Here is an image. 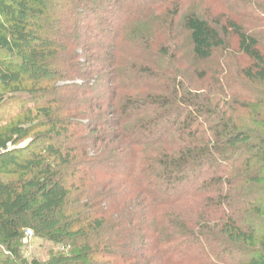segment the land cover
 <instances>
[{
    "label": "trees",
    "instance_id": "16d2710c",
    "mask_svg": "<svg viewBox=\"0 0 264 264\" xmlns=\"http://www.w3.org/2000/svg\"><path fill=\"white\" fill-rule=\"evenodd\" d=\"M46 1L0 0V114L12 107L11 112L24 117L15 122L9 118V124L0 128V259L10 264H29L23 257L24 231L31 229L38 239L57 248L49 252L44 264H142L145 259L143 254L137 257L139 251L150 245L148 253L164 264H193L190 258L182 257L197 253L195 244L214 255L205 259L206 264H264L261 42L228 22V30L238 39L239 53L253 65L239 73L241 80L261 87L258 100L249 95L244 98L243 107L253 108L251 120L246 123L212 104L214 98L210 95L215 91L224 101L229 99L222 103L229 108L234 89L243 87L241 82L229 81L226 64L224 70L228 73L215 80V88L209 87V97L201 98V102L197 93L184 92L181 80L171 83L170 93L177 99L138 100L117 97L116 92L151 90L161 76L145 66L127 67L121 58L107 53L104 61L111 70L105 77L110 80V96L115 95L112 122L118 131L113 141L123 139L126 155L131 157L129 162L121 163L106 158L98 149L113 136L97 134L102 122L98 123L92 111L100 109L98 103L81 104L71 91L72 85L64 87L70 90V108L64 109L55 98L62 89L52 86L53 77L71 79L78 73L77 56L72 52L78 44L55 39L59 32L54 31L47 15ZM140 2L127 0V6ZM239 7L264 22V3L240 2ZM77 13L95 24L102 38L114 36L111 45L120 52L121 35H108L111 18L85 10ZM124 15L129 25L155 18L157 12L149 6H137L126 8ZM182 24L189 34L191 54L198 61H210L216 51L225 53L223 37L230 32L227 26L221 29L222 37L193 13L184 15ZM167 53L164 50L161 56L165 58ZM66 63L72 64L68 73L64 70ZM25 84H30L31 90L27 91ZM90 90L82 92L88 94ZM98 91L97 87L95 93ZM33 113L40 117L37 126L28 124ZM84 118L85 122L79 121ZM173 144L185 149L177 157H134L135 149ZM110 165L127 167L126 185H132L147 203H141L145 214L139 216L138 207H132L129 186L128 191L117 193L115 182L103 180L114 177L113 167L99 174ZM181 203H200L204 219L196 224L169 222L181 234L162 238L165 233L160 231L163 225L159 210ZM30 264L41 262L33 260Z\"/></svg>",
    "mask_w": 264,
    "mask_h": 264
},
{
    "label": "rangeland",
    "instance_id": "374dc122",
    "mask_svg": "<svg viewBox=\"0 0 264 264\" xmlns=\"http://www.w3.org/2000/svg\"><path fill=\"white\" fill-rule=\"evenodd\" d=\"M236 1L248 4H252V2L264 3V0H141L137 5L127 6V0H47L44 3L48 6L47 15L50 17L49 19H51L54 31H57V33L59 32L57 35L58 37H55V39H59V41L63 43L67 41L70 43V41H72L78 44L77 47L72 49V52L74 51V54L77 56L75 61L79 64L78 73L72 76L71 79L68 77L65 79L59 76L53 77L54 82L52 86L62 89L61 92L60 90L58 91L59 93L55 95V98L61 102L64 109L70 108V101H68L70 90L64 87L72 85L74 89L71 91H74L75 97L81 104L90 102V104L96 105V103H98L100 109L92 111L98 118V123L102 122L98 125L97 134L113 135L111 141L109 140L105 145H99L98 149H100L101 153L103 152L102 155L106 158L113 157L115 158L113 159L114 161L122 160L123 162L121 163L129 162L131 157L126 155V150L128 149L126 144H123V139V141L119 139V141H113V139L118 138L115 137L118 131L114 128V122H112L115 117L114 114H112L113 110L111 106L115 95L114 97L110 96L112 88H110V80L106 78L107 76L105 75L111 70L104 61L107 53H110L113 57L121 58L127 67L134 66L133 64H136L138 67L145 66L157 76H161L157 81V87H153L151 90L135 88L122 91L118 90L116 92L117 97H131L138 100L148 97H165L169 99V101L177 99L170 93L171 83L174 80H181L185 88L184 92L193 91V93H197L198 96H200L198 101H200L203 97H209V87L212 86L211 89H213L215 80L223 78V76L228 73L229 69V81L236 80L237 82H241L243 83V87L234 89L233 95H231L232 98H230L231 103L228 104L231 107H225L222 103L226 100L229 101V99L224 101L221 94L219 95V93L215 91H212L210 95V97L214 98L212 104L213 106H215V104L218 105L219 109L226 111L233 119L241 120L245 123L248 122L251 120L253 108L250 106L248 108L243 107L244 98L249 95L252 100H258V92H260L261 87L241 80L239 73L253 65L245 56L239 53L238 39L228 30L227 24L228 22H232L239 26L244 33L258 39L261 42L260 49L264 55V22H258V19L248 16L244 13L246 12L245 9L243 10L239 7L240 2L237 3ZM137 6H142L143 8L149 6L156 9V17L136 24L126 25L125 22L127 18L124 15L126 8ZM79 10L90 11L93 12V14L97 13V15L102 18H111L108 23V35H112V32L121 35L120 38H123V40L120 52H116V47L111 45L114 42V36L102 38L97 26L89 20H86V17H84L85 15L78 14L77 11ZM189 13H193L205 20L222 37L223 34L221 29L227 26V30L230 32L227 31L228 35L223 37L227 48L225 53H223L224 50L216 51L212 59L207 62H200L191 54L189 34L184 30L182 24L183 16ZM53 39L54 38H50L51 41ZM48 45L49 47L54 46L53 44ZM164 50L168 52L165 58L161 56ZM68 64L69 63H66V68H64L66 73L71 70L72 64ZM224 64L228 66L227 73L226 70H224ZM24 86L27 91L32 88L30 84H25ZM97 87L99 91L95 93ZM88 89H92L88 94L87 92H82ZM182 94L183 92L181 91V96ZM217 95L219 96L215 97ZM99 96L102 99H98ZM236 100H238L237 103ZM247 105L249 104L247 103ZM17 107L18 106L15 105V108ZM11 108L12 107L0 114V128H4L9 124L7 120L9 118L14 122L24 118L18 114L15 115V112H11ZM17 109L20 110L22 107H18ZM52 110H55V108H52ZM83 112L89 115L91 111L83 108ZM62 115L65 114L63 113ZM3 118H6L7 121L2 120ZM39 119V115L33 113L32 116L29 117L30 121L28 124H36L37 126V124L40 123ZM79 121L85 122V118ZM133 124L134 122L129 126ZM197 146L201 147L202 144L199 143ZM104 147L105 149H103ZM183 150L185 149L179 144L142 147L135 149L137 156L135 154L134 157H141L143 160H152L164 156L177 157ZM110 167H113L111 172L114 177L110 179L103 178V180H106L105 182H115L114 185L117 193L123 192L125 189L127 190L129 185H126L128 182L126 179L128 180V178L124 175L127 167L123 166L118 168L115 166L116 168H114V166L110 165L109 167L101 169L99 174L104 172V170L111 169ZM97 178H99V175H97ZM202 181L204 182V179ZM129 187L131 188L129 192L133 202L132 207H138L137 214L141 216L146 213V210H143L144 206L141 207V203L143 204L144 200L142 196L141 198L138 197L139 193L136 192V189L132 185ZM144 204L146 205L147 203L144 201ZM200 205V203H181L176 206L161 208L158 215L162 221L161 225H163L160 231H163L161 233H165V236L162 238L172 235L179 236L181 234L178 233L181 231L171 226L176 223V221H192L193 223H199L201 218L204 219L202 216L203 210H201L202 208H200ZM202 205L204 207L205 204L202 203ZM169 222L172 224L170 225ZM24 244L23 257L29 264L33 260H37L41 262V264H44L49 259V252L51 250H57V248L53 247L49 242L38 239L34 232L31 240L25 241ZM151 246L152 245L140 249L137 257L141 256V254L144 255L143 259H145V262L142 264H164L160 259H156V255V257H152L153 255L148 253ZM194 248L197 253L193 251V256L191 253H188L187 255H183L184 257L182 258H190L193 264H206L205 259L210 260L209 256H214L204 250L200 244H195ZM235 262L237 261L235 260ZM0 264L10 263H5L3 259H0Z\"/></svg>",
    "mask_w": 264,
    "mask_h": 264
},
{
    "label": "built area",
    "instance_id": "2783aa9c",
    "mask_svg": "<svg viewBox=\"0 0 264 264\" xmlns=\"http://www.w3.org/2000/svg\"><path fill=\"white\" fill-rule=\"evenodd\" d=\"M33 237V232L31 229H26L24 231V238H25V241L27 240H31V238Z\"/></svg>",
    "mask_w": 264,
    "mask_h": 264
}]
</instances>
